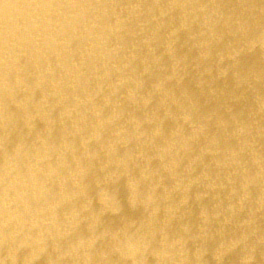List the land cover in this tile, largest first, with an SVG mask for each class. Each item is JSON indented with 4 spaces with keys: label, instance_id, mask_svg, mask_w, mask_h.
Returning <instances> with one entry per match:
<instances>
[{
    "label": "bare ground",
    "instance_id": "obj_1",
    "mask_svg": "<svg viewBox=\"0 0 264 264\" xmlns=\"http://www.w3.org/2000/svg\"><path fill=\"white\" fill-rule=\"evenodd\" d=\"M0 264H264V0H0Z\"/></svg>",
    "mask_w": 264,
    "mask_h": 264
}]
</instances>
